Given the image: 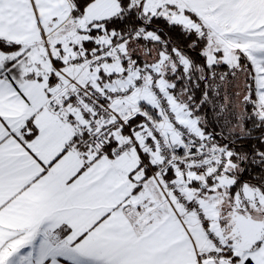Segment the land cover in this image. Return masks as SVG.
<instances>
[{
    "label": "snow or ice",
    "instance_id": "snow-or-ice-1",
    "mask_svg": "<svg viewBox=\"0 0 264 264\" xmlns=\"http://www.w3.org/2000/svg\"><path fill=\"white\" fill-rule=\"evenodd\" d=\"M0 264H264V0H0Z\"/></svg>",
    "mask_w": 264,
    "mask_h": 264
}]
</instances>
